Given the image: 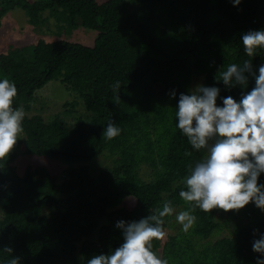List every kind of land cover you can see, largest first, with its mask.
Listing matches in <instances>:
<instances>
[{
    "label": "trees",
    "instance_id": "obj_1",
    "mask_svg": "<svg viewBox=\"0 0 264 264\" xmlns=\"http://www.w3.org/2000/svg\"><path fill=\"white\" fill-rule=\"evenodd\" d=\"M57 9L70 28L97 33L92 47L39 41L0 53V81L16 85L13 107L25 112L24 133L0 161V264L11 258L5 246L20 264H86L123 242L117 221L158 214L167 201L188 210L179 192L186 190L188 166L206 153L193 150L176 127L179 94L201 79L219 87L221 97L239 101L241 89L217 82L218 70L252 59L255 71L264 63V50L250 58L241 41L249 30H264V0H241L235 7L230 0H0V28L11 11H24L29 24L39 26L46 12ZM51 81L74 96L64 107L83 108L73 123L67 110L31 113L36 93ZM116 81L119 104L111 87ZM254 84L249 77L245 91ZM109 119L121 133L106 140ZM104 155L110 163L94 171L92 164ZM20 156L48 164L20 171ZM51 162L63 169L51 173ZM127 200H133L131 208L123 206ZM193 214L197 221L187 233L179 228L164 243L152 241L158 257L168 264H256L252 241L264 233V212L253 203L229 212L196 208ZM162 219L163 229L173 226L172 215Z\"/></svg>",
    "mask_w": 264,
    "mask_h": 264
},
{
    "label": "clouds",
    "instance_id": "obj_2",
    "mask_svg": "<svg viewBox=\"0 0 264 264\" xmlns=\"http://www.w3.org/2000/svg\"><path fill=\"white\" fill-rule=\"evenodd\" d=\"M230 2L235 7L241 0ZM241 41L244 53L253 58L264 50V30H249ZM222 68L218 70L217 82H222L228 90L239 87V101L232 96L221 97L219 87L197 84L187 93H180L176 104V127L193 150L206 153L202 160L188 166L189 174L184 179L186 190L179 192L180 198L189 203L188 210L176 215L185 233L197 221L193 214L196 208L205 213L214 208L229 212L251 202L264 212V183L258 184L259 176L264 173V63L255 71L252 59ZM249 77L255 84L245 91ZM111 87L114 103L119 104L121 83L116 81ZM17 92L16 85L8 79L0 81V161L9 155L24 133L25 112L22 107H13ZM168 95L177 96L175 90ZM120 133L115 121L109 119L104 138L111 140ZM185 155L192 153L186 151ZM173 212L172 202L167 201L158 214L117 221L115 228L120 230L123 242L108 253L91 256L86 264H168L152 251V241L165 237L162 218ZM257 233L254 229L253 236ZM2 250L11 257L7 264H20V257L12 255L11 247ZM252 251L259 254L256 264H264V233L253 239Z\"/></svg>",
    "mask_w": 264,
    "mask_h": 264
},
{
    "label": "rangeland",
    "instance_id": "obj_3",
    "mask_svg": "<svg viewBox=\"0 0 264 264\" xmlns=\"http://www.w3.org/2000/svg\"><path fill=\"white\" fill-rule=\"evenodd\" d=\"M28 2H34L38 0H26ZM100 2L105 0H98ZM47 20L46 22L40 24L39 26L30 25L28 22V17L24 11L14 10L9 12L2 19V26L0 28V53H5L7 49L26 47L31 48L39 41L53 42L58 40H67L72 43H78L87 47H92L97 36L95 31L85 29L79 25L75 28H70L71 24L66 21V16L62 9H57L53 12H46L43 18ZM43 25V26H42ZM9 52V50H8ZM197 84H202L201 79H196L193 81L191 88ZM73 95L70 94L58 81H51L42 90L38 91L35 95V103L33 104V111L31 113L40 114L44 117L49 115L60 114L64 110L70 111V116L66 118L69 123H73L74 119L79 118L83 113V108L78 104L73 108L64 107L65 103H72L74 101ZM29 115V114H28ZM18 166L20 171H23L26 166H42L46 165L45 159L36 157H23L20 156L18 159ZM110 163V158L106 155L100 156L92 167L94 171H99L103 166ZM51 173H58L63 169L60 164L51 162L47 168ZM151 176L147 172L145 180H150ZM133 200H127L123 203L125 208H131L133 206ZM180 209H174L171 214L173 220V226L169 224L166 226L164 232L165 237L160 240L164 243L168 236L173 235L177 232V229H181L182 226L176 220V215L180 212ZM1 217V214H0ZM232 223L228 222V225ZM180 232H184L180 230ZM228 233L225 230L223 233L219 234L217 237L226 235Z\"/></svg>",
    "mask_w": 264,
    "mask_h": 264
}]
</instances>
